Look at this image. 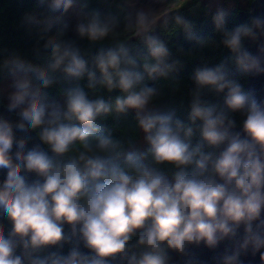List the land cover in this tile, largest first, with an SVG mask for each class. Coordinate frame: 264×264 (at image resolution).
<instances>
[{"label": "clouds", "instance_id": "1", "mask_svg": "<svg viewBox=\"0 0 264 264\" xmlns=\"http://www.w3.org/2000/svg\"><path fill=\"white\" fill-rule=\"evenodd\" d=\"M13 29L0 264H264V0H31Z\"/></svg>", "mask_w": 264, "mask_h": 264}, {"label": "trees", "instance_id": "2", "mask_svg": "<svg viewBox=\"0 0 264 264\" xmlns=\"http://www.w3.org/2000/svg\"><path fill=\"white\" fill-rule=\"evenodd\" d=\"M31 4V0H0V39L10 46H24V40L20 33L13 29V21L26 10ZM241 16V15H240ZM240 16L235 22H243ZM179 42V41H178ZM248 83L246 87L248 88Z\"/></svg>", "mask_w": 264, "mask_h": 264}, {"label": "water", "instance_id": "3", "mask_svg": "<svg viewBox=\"0 0 264 264\" xmlns=\"http://www.w3.org/2000/svg\"><path fill=\"white\" fill-rule=\"evenodd\" d=\"M240 18L245 19L246 16L241 14ZM248 88L254 89L258 93H264V78L249 80ZM202 256L203 258L207 259L210 256V254L207 253V251H204L202 253ZM254 264H258V257L256 258V261L254 262Z\"/></svg>", "mask_w": 264, "mask_h": 264}]
</instances>
